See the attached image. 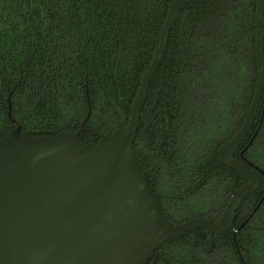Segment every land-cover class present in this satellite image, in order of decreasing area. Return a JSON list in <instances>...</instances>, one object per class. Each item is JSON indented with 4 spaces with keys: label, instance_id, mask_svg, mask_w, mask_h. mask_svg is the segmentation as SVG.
Listing matches in <instances>:
<instances>
[{
    "label": "trees",
    "instance_id": "trees-1",
    "mask_svg": "<svg viewBox=\"0 0 264 264\" xmlns=\"http://www.w3.org/2000/svg\"><path fill=\"white\" fill-rule=\"evenodd\" d=\"M172 1L0 0V139L17 125L37 137L127 124ZM256 2L189 0L148 86L133 150L174 224L217 220L229 187L246 182L220 161L218 148L240 128L255 91ZM263 105L264 89L233 151L257 168L260 187L242 200L232 228L213 236L212 251L208 232L197 228L169 237L156 264H264V198L254 211L264 195ZM79 138L99 139L88 130Z\"/></svg>",
    "mask_w": 264,
    "mask_h": 264
},
{
    "label": "water",
    "instance_id": "water-1",
    "mask_svg": "<svg viewBox=\"0 0 264 264\" xmlns=\"http://www.w3.org/2000/svg\"><path fill=\"white\" fill-rule=\"evenodd\" d=\"M188 2L170 3L127 124L110 133L82 126L37 137L23 136L17 125L0 139V264H156L157 250L169 237L202 228L208 232L205 245L210 252L213 236L232 228L236 209L261 184L257 168L246 166L233 151L249 133L264 89V0L256 2L258 76L253 98L240 128L218 148L220 161L246 182L229 187L231 199L222 215L217 220L195 217L170 222L133 150L148 86L177 14ZM83 130L99 139L81 140ZM235 245L242 259L236 240Z\"/></svg>",
    "mask_w": 264,
    "mask_h": 264
}]
</instances>
